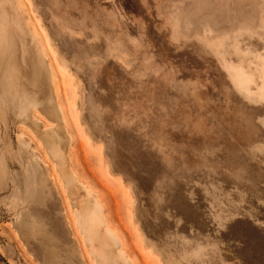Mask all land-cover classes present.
Masks as SVG:
<instances>
[{
  "label": "rangeland",
  "instance_id": "1",
  "mask_svg": "<svg viewBox=\"0 0 264 264\" xmlns=\"http://www.w3.org/2000/svg\"><path fill=\"white\" fill-rule=\"evenodd\" d=\"M86 195L126 264H264V0H0V263L93 264Z\"/></svg>",
  "mask_w": 264,
  "mask_h": 264
},
{
  "label": "bare ground",
  "instance_id": "2",
  "mask_svg": "<svg viewBox=\"0 0 264 264\" xmlns=\"http://www.w3.org/2000/svg\"><path fill=\"white\" fill-rule=\"evenodd\" d=\"M17 101L19 105L18 114L19 116H21V119L23 120V122L32 123V120L29 117V110H27V107H26L28 105L26 99L22 98L21 96H18ZM59 112L60 110L58 108V111H57L58 115H59ZM31 128L37 134L41 143L46 147L47 153L50 156V158L52 157L54 160H56L57 168L61 172H63L65 161H64V154L60 150L61 140L57 138L56 134L52 133L53 132L52 130H48L47 132L46 131L44 132V130L39 131L38 125L35 123L31 124ZM29 148H30V145L28 143H25L23 141L21 142V150H22L23 157L21 156V161L19 162H20V165L22 166V169H24V171H26V173L30 176V178L33 179V177L40 174L41 170L36 160L32 162L26 161V159L31 155L29 153ZM20 171L22 170H19V174H20ZM65 185H66V189L68 190L72 188V186L70 185L67 179H65ZM21 191L25 197L27 196L30 197L29 194H27V188L23 187ZM36 193H38V191ZM33 197H34V194H33ZM84 201L88 204V207L82 206L79 210H76V218H77L76 225H77V228H79L80 233L83 235L85 243L90 244V254L94 257L93 264H126L125 261L123 260V257H121L122 256L121 252H116L113 255L112 250L114 246H111V245L115 243V239L113 237L114 234L108 228H106L104 231L101 229V227L105 226V223H103L102 221V216H101L99 207L97 206V204L95 203V201L90 195H86L85 200L80 201V203ZM72 207H74V204H72ZM26 217L27 216H25L24 219ZM25 220L23 224L25 223ZM27 221L28 220H26V223H28ZM24 225H27V224H24Z\"/></svg>",
  "mask_w": 264,
  "mask_h": 264
},
{
  "label": "water",
  "instance_id": "3",
  "mask_svg": "<svg viewBox=\"0 0 264 264\" xmlns=\"http://www.w3.org/2000/svg\"><path fill=\"white\" fill-rule=\"evenodd\" d=\"M1 264V263H0Z\"/></svg>",
  "mask_w": 264,
  "mask_h": 264
}]
</instances>
